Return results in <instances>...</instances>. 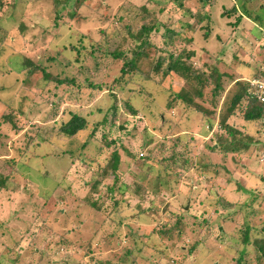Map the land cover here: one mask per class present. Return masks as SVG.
I'll return each instance as SVG.
<instances>
[{
	"label": "rangeland",
	"instance_id": "obj_1",
	"mask_svg": "<svg viewBox=\"0 0 264 264\" xmlns=\"http://www.w3.org/2000/svg\"><path fill=\"white\" fill-rule=\"evenodd\" d=\"M26 1L28 4L25 6L21 19L5 23L8 25L10 34L0 57L1 69L8 70L7 56L20 48L24 51L27 47L28 51H32L42 61L46 57H53V61L47 62L48 67L60 76L70 74L65 64L66 59L57 54V49L67 46L70 42H75L72 37L74 30L85 33L98 42L99 52L94 54L98 60L97 68L109 67L111 64L109 52L116 46L117 37L107 32L100 34V30L111 23V15L107 18L109 11L105 4L102 5L104 0H84L85 6L89 4L88 7H79L77 16L70 20L66 18V12L63 11L61 20L68 21V23L61 28L54 23L56 17L52 0ZM132 1L134 5L147 2V0ZM196 1L186 0L184 4L194 7ZM151 2L166 9L167 12H164L162 17L160 16L161 21L170 20L173 23L172 27L176 30L180 31V24L186 20L191 24L194 22L182 10L176 9L177 1L151 0ZM253 8L262 20L261 31H258L260 29L258 24L250 25V29L256 38H261L260 33L264 30V0H254ZM3 9L6 10V6ZM168 11L170 14H167ZM20 20L29 29L25 32V37L18 28ZM61 20L59 22L63 23ZM232 22L234 20L231 21L230 26H225V23L219 19L210 23L212 32L209 38L203 36L204 30L199 29L198 26H194L193 31H181L183 35L192 39L188 49H193L192 46L207 49L209 39L222 32L224 38L227 37L225 40L231 43L233 53L244 42V38L242 31L232 32ZM240 26L244 27L243 24ZM47 42L49 44H46ZM260 43L261 40H258L256 44L252 42L248 45L249 51H252L255 56H257ZM46 45H49V48L45 52ZM212 45V53H217L218 42ZM196 52L200 53L197 59L199 65H203L202 68H207L209 71L214 64L212 59L200 50ZM250 62L251 64L256 63L254 60ZM241 74L251 76L248 70ZM33 75L35 79H39L40 72L35 71ZM5 79L14 80L11 77ZM40 83L43 84V82ZM181 83L182 80L177 76H166L163 91L154 86L152 90L157 92L154 93L153 99L140 98L143 100L140 109L144 113L141 119L134 118L128 122L126 114L118 112L116 121L122 125L126 124L128 129H131V134L123 139V143L131 147L138 163H142L146 155H152L158 147L164 149L161 155L157 156L160 163H146V169L141 174L144 178L145 170L149 172L145 179L149 189L143 193V200L141 201L136 195H131L124 190L122 198L128 208L121 210L117 216L104 218L94 209H90L84 201L76 199V196L84 199L89 191L95 194L94 197L90 196L92 199L97 196L105 198L108 194V188L102 183H88L90 169L84 162L80 163L79 157L72 160V157L76 156L75 150L80 141L68 142L67 149L74 150V152L61 157L55 156V148L50 143L43 144L40 155H48V153L52 155L44 170L57 181L65 179L63 186H66L68 181H73L69 189L76 196L68 195L67 201L61 202L59 200L64 193L63 188L58 187L42 209L44 211L42 217L50 220L46 223L37 222L35 215L40 212L42 199L36 193L31 198L27 197L25 189H21L25 180L17 183L19 185L17 188L13 187V182L10 180L9 189L0 192V264H13L11 259L12 257L16 259L17 255H15L16 252L9 251L8 247L14 246L15 243H19L18 241L25 247L32 243L34 247L39 248V251H44L48 257L51 256V259L57 261H62L65 251L68 250L70 254L67 255L71 256L75 264H131V260H133L132 264H264V260H259L258 253L251 245L254 238L264 235L261 230L264 227V183L260 188L255 186L259 184V179L250 180L254 179L255 167L259 164L264 166V159L261 156L264 151V145L261 144L264 142V137L258 145L259 149L252 150V144L247 150L227 154L222 149L224 145L216 146L219 142L217 137L224 133L219 127L217 118L205 122V119L193 111L179 114L175 109H164L166 93L168 91L176 93ZM23 92L29 98L33 96V92L28 89ZM19 101L20 96L17 95L14 98V106ZM28 102L25 104L26 107ZM100 104L103 107L108 106L106 100ZM38 106L33 107L32 105V109L36 110ZM9 108L0 104V114L10 111ZM162 114L163 118H161ZM23 116L28 117L26 114H18L19 121L26 122L18 131L12 130L11 126L0 118V173L4 175L11 173L13 169L11 160L19 156L15 147L24 148L26 135H31L28 133L32 127L31 121L28 120V122ZM234 121L242 130V119L237 116ZM136 122L137 126L134 128ZM18 125H20L19 122ZM247 131L254 135L255 126H249ZM103 132L109 134L107 130ZM176 132L186 133V137L182 135V141L177 140L178 147L176 151H173L174 139L168 136ZM101 133L100 130L99 137ZM262 133L264 134V130ZM165 140H168V143H165ZM58 152L61 153V150L58 149ZM172 153H174V159H172ZM233 168L239 175L237 180L234 178L235 172L232 176ZM124 173L126 174L122 178L123 185L135 182L137 173H140L139 165L132 162ZM168 182L170 187H168ZM82 184H84V189L81 191ZM39 185L30 187L33 191L43 193L47 187ZM252 190H259L260 196L251 192ZM105 205L109 212L112 206L109 199ZM53 207L54 212L51 215ZM148 207H154L155 210L150 223L145 215L137 218L138 208L146 210ZM150 209L147 211L149 212ZM58 211L63 216H59ZM119 218L122 220L118 221ZM248 225H252L249 231L250 241L243 243L242 234ZM32 233L33 235L30 236ZM60 237L70 240L67 245L68 249L63 250L60 247L54 251L53 249L57 248L60 242ZM112 238L115 244L112 243ZM89 249H92L91 253L88 252ZM128 250L130 253H126ZM47 256L44 257L45 260ZM18 260L21 264H26L27 261L35 264L37 261H43V257L39 253L32 252L26 256L22 254Z\"/></svg>",
	"mask_w": 264,
	"mask_h": 264
},
{
	"label": "trees",
	"instance_id": "obj_2",
	"mask_svg": "<svg viewBox=\"0 0 264 264\" xmlns=\"http://www.w3.org/2000/svg\"><path fill=\"white\" fill-rule=\"evenodd\" d=\"M174 1H177L176 9L182 10L188 18L194 20L192 24L188 23V20L180 24L183 32L186 30L193 31L194 26H198L199 29L204 30L203 36L209 38L212 32L210 23L219 19L225 23V26H230L231 21L234 20L232 32L242 31L241 34L245 38L247 46L252 42L256 44L258 40H261V43L258 44L257 56L252 51L243 48L248 53L246 59L234 56L231 62H225L220 56L209 53L206 48L201 49L191 45L193 49H188L192 39L183 35L181 30L174 29L170 20L161 21L160 16L162 17L163 13L167 11L163 7L156 6V3H152L151 0L135 5L132 0H104L102 5L105 4L109 11L107 18L111 15V23L108 27L101 29L100 34L107 32L115 34L117 37L116 46L109 52L111 64L106 69L97 68L96 62L98 60L94 54L99 52L98 42L85 33L75 30L72 31L75 42H70L67 46L57 49V54L66 59L65 64L68 66L70 74L60 76L48 67L49 63L47 62L53 61V57H46L42 61L32 51H28L27 47L24 51L20 48L7 56L8 70L0 68V77H2L0 79V104L6 105L8 108L11 107V109L9 108L10 111L8 112H2L0 118L9 124L12 130L18 131L26 124V122L19 121L18 114H26L28 117H23L27 121H31L32 127L28 130L31 135H26L24 148L15 147L19 156L17 159L11 160L13 167L11 173L9 175L0 173V192L9 189L10 180L13 182L14 188L19 187L17 183L25 180L21 189H25L27 197L31 198L36 193L42 199L40 212L35 215L37 222L46 223L47 220H50L42 217V215L44 216L42 209L46 206L53 191L58 187L63 188L64 193L59 201H67L68 195L76 196L69 189L73 181H68V184L63 186L65 179L57 181L44 170L52 156L49 153V156L40 155L43 144L46 143H50L55 148L56 157H61L64 154H73L74 152V150L67 149L66 144L68 142L71 140L80 141L77 150H75L76 156L72 157V160L79 157L80 163L84 162L90 169L88 171L90 173L88 183H102L108 188V194L106 197L104 196L105 198L97 196L92 199L90 196L94 197L95 194L89 191L84 199L77 196L76 199L84 201L90 209H94L104 218L117 216L121 210L128 208L122 198L126 190L131 195H136L141 201L143 200V193L149 189L145 180L149 172L145 170L146 176L144 178L141 174L146 169V163H160L158 157L164 149L158 147L155 152H152V155H146L144 161L138 163L131 147L123 143V139L131 134V129H128L126 124L123 123L122 125L116 120L119 111L126 114L128 122L134 118L141 119L143 111L140 109L142 108L140 105L143 104V100L140 98H144V100L153 99L154 93L157 92L152 90L154 86L163 91V82L166 76H177L182 80V83L176 93L171 91L166 93L164 109H175L179 114L193 111L205 119V122L217 118L219 127L224 133L217 137L219 142L216 143V146L224 145L222 149L227 154L228 152L233 154L247 150L252 144V150L259 148L258 145L264 137L262 133L264 130V108L255 98L250 97L247 81L249 78L242 79L240 78L241 75L236 76V70L240 65L253 70L254 75L252 77L257 76L260 64L264 61V30L260 33L262 37L256 38L250 29V25L258 24L260 28L258 31H261L262 20L254 11V0H197L194 7L186 6L184 4L186 0ZM26 2V0H0V57L8 43L7 39L10 34L8 25L5 23L6 21L21 19L25 6L28 4ZM52 2L56 17L54 23L59 28L68 23V21L61 20L63 11L66 12V18L70 20L77 16L79 7H88L89 5L86 4L85 6L84 0H52ZM4 6H6V10L3 9ZM167 14L170 12L168 11ZM203 23L204 26L202 27ZM242 24L244 27L240 26ZM18 28L23 35L29 30L21 20ZM215 37V42H222L223 39L227 38H224L222 32ZM48 46H45V52L49 48ZM247 46L245 47L247 48ZM196 50L208 54L214 62L209 71L207 68H202L203 65L200 66L197 62L200 53H197ZM240 53L242 52L240 51ZM221 54L223 56V53ZM251 60L256 63L251 64ZM35 71L40 72L39 79L34 78L33 73ZM6 77H11L14 80H6ZM40 82L43 84L41 85ZM25 89L33 92L31 98L24 94ZM17 95L20 96V101L14 106V98ZM104 100L108 104L107 107L100 104ZM27 101L29 102L26 107ZM32 105L33 107L39 106L34 110ZM163 116L162 114L161 118ZM237 116L243 121L242 130L234 121ZM252 125L255 126L254 135L247 131L248 127ZM136 126L137 122L134 123V128ZM100 130L102 133L99 137ZM103 130L109 131V134ZM178 133L168 136L174 139L173 151L178 147L177 140L182 141V135L186 137V133H179L180 135ZM165 143H168V140H165ZM62 144L64 146H61ZM261 144L264 145V142ZM58 149L61 150V153L58 152ZM88 153H90L89 156ZM135 158L136 160H134ZM132 162L139 165L140 173H137L135 182L123 185L122 178L126 174L124 172L132 165ZM233 172H235L234 178L237 180L239 175L234 171V168L231 170L232 176ZM263 177L261 174L260 180L264 183ZM31 185L36 187L43 185L47 189L43 193L36 192L31 189ZM83 187L84 184L80 188L81 191L84 189ZM168 187H170L169 182ZM251 192L260 196L259 190H252ZM108 199L112 204L109 212L105 208ZM227 204L229 203L227 202ZM112 209L114 210L112 211ZM138 209L137 218L145 215L148 217L149 223L153 220L151 216L154 215V207H148L150 213L147 208L146 210ZM51 210L52 215L54 207ZM57 214L63 216L59 211ZM121 220L118 219V221ZM250 229H252V225L245 227L242 234L243 243H249ZM261 230L264 232V227ZM32 235L33 233L30 236ZM113 237L115 238V236ZM60 238L62 240L59 239L60 242L57 248L53 249L54 251L60 247L63 250L68 249L67 245L70 240ZM111 240L115 244L114 239ZM18 242L14 246L8 247L9 249L7 248L9 251L16 252V259L13 257L11 259L13 264H21L18 260L19 257L21 258L22 254L26 256L32 252L39 253L43 257V261H37L35 264H75L71 256L67 255L70 254L68 250L65 251L62 262L51 259V256L48 257L44 251H39V248L34 247L32 243L25 247L20 244V241ZM251 245L258 253L259 260H264V235L254 238ZM91 250L89 249L88 252L91 253ZM132 252L134 255V251ZM126 253H130V251L128 250ZM45 256H47L46 260L44 259ZM130 262L132 264L133 260ZM26 264L32 263L27 261Z\"/></svg>",
	"mask_w": 264,
	"mask_h": 264
},
{
	"label": "crops",
	"instance_id": "obj_3",
	"mask_svg": "<svg viewBox=\"0 0 264 264\" xmlns=\"http://www.w3.org/2000/svg\"><path fill=\"white\" fill-rule=\"evenodd\" d=\"M214 39H215V37L213 36V38L209 39V41L207 43V51L209 53H212V50H213L212 49V46H213L212 43H215ZM244 42H245V38H244ZM244 42L241 43L237 47V49L232 53L231 52V47H230L231 43L229 44L228 41H226L225 39H223L222 42H220V41L218 42V44H219L218 46L219 47H218V49H216L217 53H214V55L215 56H220L221 58H223L225 60V62H231L234 56H238L239 58L246 59V55H248V53L246 51H244L243 48H245V50H247V51L249 50V48L246 45V43H244ZM245 46H247L248 49ZM240 51L242 53H240ZM221 53H223V56H222ZM245 70L250 71L251 76H244V75H242L241 73H243ZM236 72H237V75L236 76L239 77L241 75L242 77H240V78H242V79L251 78L254 75L253 70L249 69V67H245V66L242 67L241 65L238 67V69L236 70ZM263 168H264V166L262 167L260 164L255 167V170L256 171H255L254 179L255 178L256 179H259V184L258 183L255 184V186H257V187H260L263 184V182L260 180V175L261 174L264 175V169Z\"/></svg>",
	"mask_w": 264,
	"mask_h": 264
},
{
	"label": "built area",
	"instance_id": "obj_4",
	"mask_svg": "<svg viewBox=\"0 0 264 264\" xmlns=\"http://www.w3.org/2000/svg\"><path fill=\"white\" fill-rule=\"evenodd\" d=\"M249 95L255 98L264 108V61L261 62L257 76L247 79ZM264 159V151L261 153Z\"/></svg>",
	"mask_w": 264,
	"mask_h": 264
},
{
	"label": "water",
	"instance_id": "obj_5",
	"mask_svg": "<svg viewBox=\"0 0 264 264\" xmlns=\"http://www.w3.org/2000/svg\"><path fill=\"white\" fill-rule=\"evenodd\" d=\"M122 128V127H121Z\"/></svg>",
	"mask_w": 264,
	"mask_h": 264
}]
</instances>
